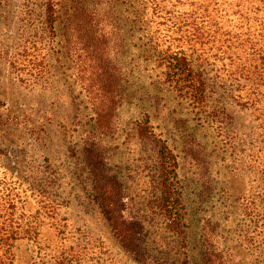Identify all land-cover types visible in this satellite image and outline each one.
Instances as JSON below:
<instances>
[{
  "label": "rangeland",
  "instance_id": "obj_1",
  "mask_svg": "<svg viewBox=\"0 0 264 264\" xmlns=\"http://www.w3.org/2000/svg\"><path fill=\"white\" fill-rule=\"evenodd\" d=\"M47 1L0 0V197L21 225L13 264H264V101L258 111L232 101L222 43L205 47L202 104L165 84L156 62L188 46L189 2L158 14L141 0H51L48 30ZM232 1L212 7L230 37L247 31ZM157 140L178 162L181 235L159 206Z\"/></svg>",
  "mask_w": 264,
  "mask_h": 264
},
{
  "label": "trees",
  "instance_id": "obj_2",
  "mask_svg": "<svg viewBox=\"0 0 264 264\" xmlns=\"http://www.w3.org/2000/svg\"><path fill=\"white\" fill-rule=\"evenodd\" d=\"M192 9L183 13L185 19L182 27H187L182 34L185 36L187 47L167 46L161 49L156 62L163 71L165 84L171 86L180 96L190 97L194 103H205L206 95L210 84L206 76L207 55L206 46L213 45V48L221 44L218 50L222 59L228 58L230 73L232 77L231 94L232 101L241 106L247 105L254 108L264 101V0H237L238 4L230 6L237 8V15L243 20L246 32L230 37L223 33L224 27L220 26L216 16L212 15L213 5H217L218 0H186ZM146 8L152 13H163L167 10L168 0H141ZM171 2V1H170ZM56 4L48 0L43 5V20L47 29L54 30L57 19ZM176 5H173V10ZM171 16V15H170ZM178 26V24L176 23ZM250 34L257 35L259 38L251 40ZM226 36H229L223 41ZM223 41V42H222ZM95 42L100 43V38L95 37ZM99 46L102 44H97ZM203 51V53H201ZM96 63V70H98ZM227 82V80H226ZM250 93L246 101L242 100L244 92ZM244 102V103H242ZM262 114L259 118L262 119ZM260 127H264V121ZM140 136L148 138L146 127L141 125ZM158 145L159 173L161 189L160 209L164 217L169 222L170 228L179 235L180 223L182 220V203L178 191L177 169L178 162L173 151L168 146L156 141ZM4 196V195H3ZM15 200V199H14ZM7 205L0 197V264H13L12 249L15 243L21 238V225L14 221L12 216L8 219L7 215H15V205L11 200ZM7 205V206H6ZM9 210L11 211L9 214Z\"/></svg>",
  "mask_w": 264,
  "mask_h": 264
}]
</instances>
